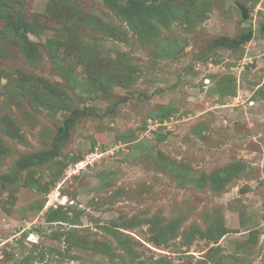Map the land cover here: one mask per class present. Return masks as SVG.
<instances>
[{
  "label": "rangeland",
  "instance_id": "1",
  "mask_svg": "<svg viewBox=\"0 0 264 264\" xmlns=\"http://www.w3.org/2000/svg\"><path fill=\"white\" fill-rule=\"evenodd\" d=\"M47 2L26 0L17 10L41 15ZM68 2L65 20L97 18L125 36L76 25L71 30L77 38L63 33L79 49L57 51L54 60L40 47L33 63L10 41H0V121L9 116L22 136L8 137L10 154L0 158V264H161L162 258L173 264H264V0H195L196 9L180 6L148 44L101 0ZM202 9L200 18L195 13ZM40 24V33H28L35 43L66 37L58 23L42 18ZM87 52L99 56L92 69L108 75L105 80L122 72L129 80L97 90L79 63L88 60ZM36 78L66 92V110L35 111ZM66 126L69 138L57 157L68 162L66 168L46 164L32 171L48 194L23 187L25 171L11 184L14 161L49 149ZM227 166L238 173L218 188L210 175ZM56 190L66 205L73 202L61 191L75 195L77 225L46 221L45 203ZM153 216L179 222L178 234L165 245L152 243L148 224H141L121 229L133 243L127 253L103 229L112 221ZM217 219L228 230L217 241L184 235L193 226L205 231ZM67 229L112 244L116 256L79 248L69 250L76 259L58 255L66 250Z\"/></svg>",
  "mask_w": 264,
  "mask_h": 264
},
{
  "label": "trees",
  "instance_id": "2",
  "mask_svg": "<svg viewBox=\"0 0 264 264\" xmlns=\"http://www.w3.org/2000/svg\"><path fill=\"white\" fill-rule=\"evenodd\" d=\"M26 0H17L16 4L13 0H0V22H4V26L0 30V41L8 40L13 45L18 47L20 51L25 56V59L29 62H35L38 58L40 47H44L48 54H51V58L56 60L58 52L60 50L71 51L73 46H77L78 42L76 39L71 41L69 35L63 32H68L78 37V32L73 31L76 25L79 27L81 24H85L84 27L88 26L90 29L95 30L99 33L105 34L106 36L121 39L125 36L124 32L103 20L97 18H86L85 16L75 21H67L63 16V11L69 9L67 4H70L68 0H48L43 14L27 16V12L23 10H17L18 4H23ZM104 6L115 16L119 17L127 26V29L139 36L141 43L148 44L160 33L159 27H168L171 19L175 14L181 10L182 5L186 8L196 9L195 0H101ZM16 5V6H15ZM71 6V4H70ZM71 11H74L73 9ZM204 10H199L195 13L196 16L200 18L204 15ZM77 15V14H76ZM45 18L56 22L60 25L59 32L61 31L65 38H59V40L50 39L44 45H39L35 43L28 37V33H40L41 30V19ZM7 19V22L4 20ZM84 19V20H83ZM2 20V21H1ZM79 49V48H78ZM82 49H84L82 47ZM69 51V52H70ZM81 51V48L79 52ZM1 52V47H0ZM91 52V51H88ZM86 53L89 57L88 60H79L80 65L86 67V74L91 85H93L97 90H103L105 86L112 85H123L124 81L129 80V75L126 77H121L120 75H113L111 73L108 80H105L108 75L92 69V65H96L99 61L98 55H92ZM111 62L113 66H116L117 58L112 59ZM57 64V63H56ZM64 76H66V81L72 83L73 77L72 73L68 70H64ZM115 77V81L111 82V79ZM75 81V80H74ZM33 94L31 95L32 101H34V109H46L50 110L52 114L64 111L67 109V98L66 92L58 88L57 84H51L45 79L36 78L34 80ZM112 83V84H111ZM38 88H41L40 91ZM43 93V95H41ZM45 93V94H44ZM43 97V98H41ZM51 99V101H50ZM87 108H83L81 111H86ZM9 116H5L0 121V158L5 157L10 154V149L8 148L7 138H12L20 141L22 136L19 134V128ZM66 126L65 129L59 128L52 141L49 149L41 150L35 153H30L20 156L16 159L12 165L11 173L8 175V181L13 184L20 181V175L25 171L27 173L26 178L23 180V187L27 189L35 190L41 194L47 195L49 188H40L38 186V180L34 179L32 171L41 168L42 166L49 165H61L63 169L66 168L68 162H63L57 160L60 156V151L66 144L68 140ZM71 164H76L78 160L75 158H69ZM238 168L236 166H227L222 169H218L210 175L213 183L216 187H221L226 181H228L233 176L237 175ZM59 173L55 175L53 182L59 177ZM62 196L68 197L69 201H72L71 205H59L56 208H49L45 212L46 221L48 223H59L61 224H71L72 226L77 225L79 222V212L80 210L76 207L74 201L75 195L70 194L67 190H62ZM44 205V200L41 202L39 209H42ZM141 224H148L149 231L151 235L149 240L155 245L161 246L165 245L169 240L173 239L178 234L179 222L178 220H171L165 222L160 218V216H153L152 218H138L132 217L128 220L112 221L110 225L104 226L103 229L109 233L114 239V244L125 250L127 253H133V243L130 239L123 235L121 229L131 228L139 226ZM199 233V235L204 239H210L212 241H217L228 233L227 228L223 223L217 219L210 222V226L207 230L201 231L200 229L193 226L190 232H184L185 236H194ZM64 240L66 243V250L64 252H57L64 258L76 259L77 256L71 254L69 250L72 248H79L87 250L90 252H95L109 259H113L116 253L113 251L112 244L103 242L100 240L92 239L89 236L83 237L75 229H67L64 232ZM90 238V239H89ZM42 258V257H41ZM27 258L25 259V262ZM161 264H173L168 260L160 259ZM204 264V263H198Z\"/></svg>",
  "mask_w": 264,
  "mask_h": 264
},
{
  "label": "built area",
  "instance_id": "3",
  "mask_svg": "<svg viewBox=\"0 0 264 264\" xmlns=\"http://www.w3.org/2000/svg\"><path fill=\"white\" fill-rule=\"evenodd\" d=\"M60 193L56 190L54 192H51L48 195V200L45 203V209H49V208H56V206L61 203V200L59 199Z\"/></svg>",
  "mask_w": 264,
  "mask_h": 264
},
{
  "label": "water",
  "instance_id": "4",
  "mask_svg": "<svg viewBox=\"0 0 264 264\" xmlns=\"http://www.w3.org/2000/svg\"><path fill=\"white\" fill-rule=\"evenodd\" d=\"M238 8L241 12L242 19H244V20L247 19V17H248L247 9L244 6H239Z\"/></svg>",
  "mask_w": 264,
  "mask_h": 264
},
{
  "label": "clouds",
  "instance_id": "5",
  "mask_svg": "<svg viewBox=\"0 0 264 264\" xmlns=\"http://www.w3.org/2000/svg\"><path fill=\"white\" fill-rule=\"evenodd\" d=\"M62 198H63V197H62ZM60 200H61V199H60ZM59 205H65V204L61 202V203H59Z\"/></svg>",
  "mask_w": 264,
  "mask_h": 264
}]
</instances>
